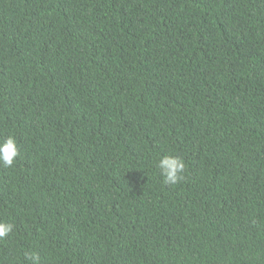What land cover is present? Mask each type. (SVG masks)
Here are the masks:
<instances>
[{
    "label": "trees",
    "instance_id": "obj_1",
    "mask_svg": "<svg viewBox=\"0 0 264 264\" xmlns=\"http://www.w3.org/2000/svg\"><path fill=\"white\" fill-rule=\"evenodd\" d=\"M9 135L0 264H264V0H0Z\"/></svg>",
    "mask_w": 264,
    "mask_h": 264
},
{
    "label": "clouds",
    "instance_id": "obj_2",
    "mask_svg": "<svg viewBox=\"0 0 264 264\" xmlns=\"http://www.w3.org/2000/svg\"><path fill=\"white\" fill-rule=\"evenodd\" d=\"M20 155V147L14 135L0 140V166L11 168L15 165ZM153 166L158 170L165 184L175 185L184 179L186 165L184 160L174 154L162 155L157 158ZM14 231V224L8 221H0V240L9 237ZM25 258L30 264H40V254L36 251L26 253Z\"/></svg>",
    "mask_w": 264,
    "mask_h": 264
}]
</instances>
